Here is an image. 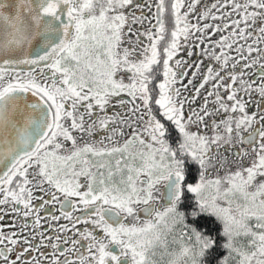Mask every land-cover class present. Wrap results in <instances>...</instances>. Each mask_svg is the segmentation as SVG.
Listing matches in <instances>:
<instances>
[{"label": "snow or ice", "instance_id": "snow-or-ice-1", "mask_svg": "<svg viewBox=\"0 0 264 264\" xmlns=\"http://www.w3.org/2000/svg\"><path fill=\"white\" fill-rule=\"evenodd\" d=\"M0 264H264V0H0Z\"/></svg>", "mask_w": 264, "mask_h": 264}]
</instances>
